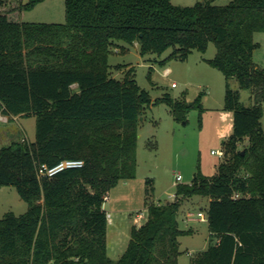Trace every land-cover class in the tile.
<instances>
[{
    "label": "trees",
    "instance_id": "16d2710c",
    "mask_svg": "<svg viewBox=\"0 0 264 264\" xmlns=\"http://www.w3.org/2000/svg\"><path fill=\"white\" fill-rule=\"evenodd\" d=\"M11 1L0 0V115H33L36 122L34 141L0 149V186H14L27 203L23 214L0 219V264H178L179 238L189 232L177 214L181 198L195 194L209 198L210 236L189 264H264V68L253 58L264 0H65L64 23L21 21V12L41 0L4 7ZM119 41L138 43L142 56L173 48L169 58L182 59L213 42L216 54L207 61L225 77L224 109L233 124L217 172L197 171L189 184L176 185L172 201L147 200L146 222L132 226L114 260L103 202L120 181L135 177L139 118L153 102L133 68L123 79L112 77L108 57ZM232 79L250 91L251 106L241 103ZM161 102L185 120V100L165 93L154 100ZM244 139L248 145L239 149ZM63 159L84 164L39 177L41 164Z\"/></svg>",
    "mask_w": 264,
    "mask_h": 264
},
{
    "label": "rangeland",
    "instance_id": "374dc122",
    "mask_svg": "<svg viewBox=\"0 0 264 264\" xmlns=\"http://www.w3.org/2000/svg\"><path fill=\"white\" fill-rule=\"evenodd\" d=\"M27 1L23 0L24 3ZM199 1L202 2L172 0V3L192 6ZM230 1L211 0L214 5H226ZM17 2L13 0L4 7L17 10ZM20 20L64 23L65 0H41L33 8L23 10ZM254 40L258 43L254 62L264 68V32L255 33ZM172 51L173 48H169L161 55L148 53L142 56L138 44L119 41L108 57L112 77L123 79L126 71L133 68L135 80L153 100L139 118L135 177L120 181L103 202L108 213L107 254L114 260L125 252L133 224L138 227L146 222V201L163 204L174 200L176 185L189 184L197 171L204 176L214 175L222 157L212 151H222L223 141L232 132L233 113L224 109L225 77L207 61L216 54L215 44L211 42L205 52L191 51L186 59L179 55L169 58ZM118 65L121 67L117 68ZM167 69L169 73H165ZM230 85L240 91L244 106L252 105L249 90L240 89L236 79L230 80ZM165 93L175 99L182 98L190 106L185 120H176L166 103H154ZM35 122L33 115L10 117L1 114L0 149L12 142L27 144L34 141ZM261 124L264 129V102ZM152 142L156 144L155 149L148 147ZM247 145L248 141L244 139L239 149ZM178 175L181 176L179 181L176 180ZM208 205L207 196L195 194L181 198L177 219L180 229L189 233L179 238L178 264H189L191 257L208 247ZM26 210L27 203L14 186H0V219L6 212L20 215ZM199 212L203 213L204 219L199 218ZM137 214L142 218L134 223Z\"/></svg>",
    "mask_w": 264,
    "mask_h": 264
},
{
    "label": "built area",
    "instance_id": "2783aa9c",
    "mask_svg": "<svg viewBox=\"0 0 264 264\" xmlns=\"http://www.w3.org/2000/svg\"><path fill=\"white\" fill-rule=\"evenodd\" d=\"M165 73H169V70L167 69ZM172 86L174 87L175 84L173 83ZM212 153H216L219 154L220 156L223 155V151H212ZM84 162L81 159H63L61 161H59L58 163H56L53 166H48L47 164H41L38 167V175L39 177H47V178H51L54 175H56L57 173L63 171V170H67V169H78L81 168L83 166ZM181 179V176L178 175L176 177V180L179 181ZM239 194H235V197H238ZM107 198V196L105 197V199ZM198 216L200 219H204L205 216L203 215L202 212L198 213ZM142 218L141 214H137L135 216V221L138 222V220Z\"/></svg>",
    "mask_w": 264,
    "mask_h": 264
},
{
    "label": "crops",
    "instance_id": "0c3cea01",
    "mask_svg": "<svg viewBox=\"0 0 264 264\" xmlns=\"http://www.w3.org/2000/svg\"><path fill=\"white\" fill-rule=\"evenodd\" d=\"M134 44H138V43H134ZM253 58H254V56H253ZM256 65L258 66V64H256ZM72 87H73V89H75V90L77 89V85H76V84H74ZM247 141H248V140H247ZM103 208H104V206H103ZM105 211H106V210H105ZM106 213H107V212H106ZM107 216H108V213H107ZM111 222H112V221H111ZM133 222L136 223V221H135V216H134ZM133 225H136V224H133ZM140 225H141V224H139L138 226H140Z\"/></svg>",
    "mask_w": 264,
    "mask_h": 264
}]
</instances>
